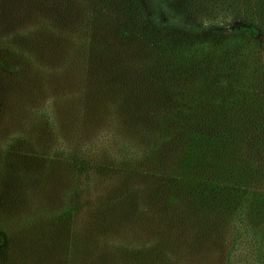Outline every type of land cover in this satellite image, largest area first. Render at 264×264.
Returning <instances> with one entry per match:
<instances>
[{
	"label": "trees",
	"instance_id": "16d2710c",
	"mask_svg": "<svg viewBox=\"0 0 264 264\" xmlns=\"http://www.w3.org/2000/svg\"><path fill=\"white\" fill-rule=\"evenodd\" d=\"M147 2L0 0V264H30L12 201L54 193L70 224L78 189L57 170L88 168L146 176L139 221L187 206L220 264H264V0H181L204 35L156 23Z\"/></svg>",
	"mask_w": 264,
	"mask_h": 264
},
{
	"label": "rangeland",
	"instance_id": "374dc122",
	"mask_svg": "<svg viewBox=\"0 0 264 264\" xmlns=\"http://www.w3.org/2000/svg\"><path fill=\"white\" fill-rule=\"evenodd\" d=\"M147 4L154 13L156 23L165 26L177 22L175 26L181 29L203 34L204 31L194 29L198 27V22L190 20L192 17L177 16L173 12L172 8H175L178 12L187 13L181 0H148ZM43 45L47 47L46 43ZM27 72L34 74L25 66L17 67V80H25ZM40 92L35 94L43 96ZM19 95L25 98L26 92L20 89ZM15 124L21 125L22 122ZM90 126L85 125L86 132ZM96 128L92 125L90 132L94 133ZM73 133L69 132L70 135ZM48 135L50 139L45 140V146H48L47 141L54 142V134ZM87 156L94 164L108 161L106 156L95 152H87ZM99 170L96 172L94 168H88L78 176L63 169L57 170L54 184L59 190L65 188L68 182L76 183L78 189L77 209L70 224L64 217L54 218L51 215L58 206L54 193L45 191L37 203L12 201L13 208H20L19 213L24 211L26 216L20 221L17 219L20 225L17 231L26 229L23 253L30 264H220L221 253L213 250L211 241H204L196 233L197 230L189 228V225L198 222H184L187 206L180 205L173 215L162 213L152 220L139 221L135 216L142 205L139 203L141 208L138 209L137 203L141 197L146 201V176L105 171L107 168ZM158 207V204H150L152 209ZM35 212H40L41 217L36 219ZM68 224L71 235L66 234ZM63 241L72 245L68 263L63 256ZM20 243L19 236L14 244L17 246Z\"/></svg>",
	"mask_w": 264,
	"mask_h": 264
}]
</instances>
